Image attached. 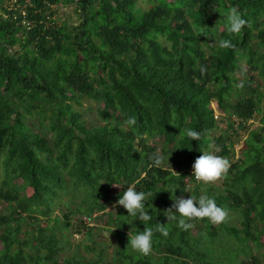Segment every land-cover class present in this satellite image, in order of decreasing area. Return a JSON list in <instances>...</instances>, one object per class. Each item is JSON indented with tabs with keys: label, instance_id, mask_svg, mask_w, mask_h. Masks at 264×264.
Returning a JSON list of instances; mask_svg holds the SVG:
<instances>
[{
	"label": "trees",
	"instance_id": "1",
	"mask_svg": "<svg viewBox=\"0 0 264 264\" xmlns=\"http://www.w3.org/2000/svg\"><path fill=\"white\" fill-rule=\"evenodd\" d=\"M140 1L149 4L138 10ZM60 4L75 6L78 24L54 18ZM233 7L248 21L236 35L226 28ZM243 61L249 76L237 80ZM263 80L264 0H0V205L8 209L0 212V264H264ZM238 81L244 94L230 99ZM83 98L98 104L99 123L76 107ZM213 103L247 133L237 158L229 135L211 136ZM185 129L200 140L179 135ZM201 150L230 161L216 184L191 176ZM157 151L159 168L150 159ZM129 186L157 192L144 225L115 206ZM176 186L178 197L212 196L225 222L194 220L187 231L167 223ZM67 194V209L54 216ZM106 203L117 237L109 254L64 256V239L42 225L62 221L88 235L82 217ZM144 227L153 230L147 256L128 246Z\"/></svg>",
	"mask_w": 264,
	"mask_h": 264
},
{
	"label": "clouds",
	"instance_id": "2",
	"mask_svg": "<svg viewBox=\"0 0 264 264\" xmlns=\"http://www.w3.org/2000/svg\"><path fill=\"white\" fill-rule=\"evenodd\" d=\"M227 32L233 35L240 34L242 29L248 24V21L244 18L242 12L238 11L235 7L230 9L227 14ZM220 48H230L233 47L230 40H220L217 42ZM206 68L201 66V74L206 73ZM243 83L237 85V87H243ZM126 125L129 127H134L137 123L135 117H129L125 121ZM179 135H183L190 142L199 141L200 133L195 130L185 129L180 132ZM210 147H212L210 145ZM219 147L214 149V152H219ZM202 155L198 156L194 163L192 164V174L191 176L195 181L199 182L201 186H206L215 182L217 179L222 177L227 173L230 167V161L224 157L214 154L213 151H203ZM150 159L152 160V167H161L164 163V157L157 153L153 154ZM119 186V185H113ZM179 186L174 187L171 193V199L173 201L172 206L166 211L168 215H164L168 222H175L176 226L181 230L187 231L192 228L191 221L203 220L207 221L213 225H219L228 217V212L222 207L218 206L216 200L206 194L202 193L196 197L190 196L184 198L183 196H176L175 191ZM183 192H189L187 189H181ZM155 191H137L134 187L129 186L122 195H119L118 200L115 202V206H120L126 210L127 216L134 217L135 221L139 220L143 225L151 220V215L149 211L151 210L148 204L149 198L153 199ZM190 193V192H189ZM152 211V210H151ZM114 230V229H113ZM163 236L168 235L167 229L164 224L159 223L156 228ZM153 243V230L152 228L144 227L142 232L135 235L129 234L128 246L131 250L139 253L141 255L147 256L151 253Z\"/></svg>",
	"mask_w": 264,
	"mask_h": 264
},
{
	"label": "rangeland",
	"instance_id": "3",
	"mask_svg": "<svg viewBox=\"0 0 264 264\" xmlns=\"http://www.w3.org/2000/svg\"><path fill=\"white\" fill-rule=\"evenodd\" d=\"M148 1H140L137 5V9L140 10L144 8L145 6H148ZM54 18L58 19L59 21L67 22L68 24H78L79 22V16L76 12L75 6L73 4L63 5L60 4L55 7L54 9ZM219 21V17L216 16L213 19V24H217ZM249 76V70L247 68V64L243 61L240 65V70L237 71L235 77L237 80H245ZM240 82L238 81L237 84L234 85V89L232 91V95L230 99H233L235 97H241L244 94V90H242L241 87H237V85ZM260 91L264 93V80L261 82L260 85ZM80 109V111L83 113L84 117L90 121L92 124L99 123V117L97 113V107L98 104L92 100H88L83 98L81 100V104L76 106ZM213 107L215 109L214 117L217 122L216 128L211 132V136H215L217 134H224L229 135L232 143L233 148L235 151L236 158L239 156L240 148L243 145V142L245 138L247 137V133L243 128L237 127V125H234L233 128L229 127L227 124V115L225 113L220 112L217 109V105L213 103ZM252 122V121H250ZM255 124H258L257 119L254 120ZM235 131V132H234ZM153 143H161L160 138H156L155 140L151 141ZM212 149H214L212 147ZM217 179L214 184L218 183ZM69 194L62 197L61 201L57 203L54 207V216H61L62 211L67 209V203L69 201L68 196ZM71 198V197H70ZM67 204V205H66ZM114 207L110 203H106V209L105 211H94L91 216H83L82 219L85 221V223L91 227V233L87 235V232L85 230L81 232H76L75 230L70 229H64L62 226V221L59 223H55L54 221H51L46 224L45 222H42V225H48V229L50 231L53 230L56 232V234L64 239V249L62 251V254L65 255H75V254H81L85 255L87 257L93 256V252L99 251V249H104L107 254L111 252V249L116 241V235L110 228V224L107 223L106 213H109L110 211H113ZM8 209L5 207V205H0V212L6 213ZM230 223L240 226L238 221L236 220L237 215L230 214ZM61 227V228H60ZM92 246L94 247V250H88L85 248V246ZM257 253H259L260 261H264V247L260 248Z\"/></svg>",
	"mask_w": 264,
	"mask_h": 264
}]
</instances>
